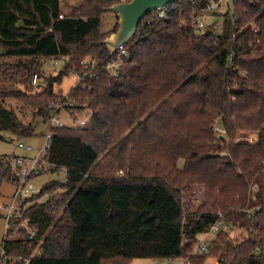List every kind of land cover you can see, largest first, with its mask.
Returning <instances> with one entry per match:
<instances>
[{
    "label": "trees",
    "instance_id": "trees-1",
    "mask_svg": "<svg viewBox=\"0 0 264 264\" xmlns=\"http://www.w3.org/2000/svg\"><path fill=\"white\" fill-rule=\"evenodd\" d=\"M117 1L81 0L64 14L59 0H0V138L36 135L5 101L47 118L48 102L63 97L54 84L71 65L82 79L67 95L92 109L84 126L55 128L45 156L59 139L75 138L90 170L60 162L54 169L64 167L65 179L25 198L34 234L23 228L4 239L5 264H23L18 256L27 264H129L136 257L203 264L214 255L220 264H264V0H233L237 19L226 17L217 36L177 25V10L139 23L114 76L104 68L111 56L102 40L117 28L116 14L110 30L101 24ZM61 58L57 74L44 73L45 60ZM34 74L45 80L36 91ZM9 157L0 155V189L14 179ZM194 184L201 202L187 206ZM219 215L247 237L233 242L220 230L223 251L216 245L193 254L197 234ZM11 222L8 234L19 220Z\"/></svg>",
    "mask_w": 264,
    "mask_h": 264
},
{
    "label": "built area",
    "instance_id": "built-area-1",
    "mask_svg": "<svg viewBox=\"0 0 264 264\" xmlns=\"http://www.w3.org/2000/svg\"><path fill=\"white\" fill-rule=\"evenodd\" d=\"M183 0H176L174 2L167 3L162 6H158L155 9L149 11L139 23L142 24L143 21H151L154 18H161L165 16H170V13L177 10L176 23L181 27H191L196 32L204 33L211 32L214 35H220L223 27L224 20L226 17L229 18L233 24L237 17L234 16L233 0L231 1L232 9L230 10L229 0H193L192 7L189 10H185L181 7ZM60 17L63 16L62 13L59 14ZM241 30V29H240ZM236 36L233 34L232 39ZM127 54V48L124 43L121 44L118 49L111 55L110 61L105 65V69L109 71L114 76L118 75V68L123 64V58ZM232 54L228 55V62H232ZM57 60V59H55ZM66 60V59H65ZM66 62V61H65ZM83 67H87L88 61H81ZM69 72H74L76 75L75 82L76 85L82 79V75L78 73L74 65H71ZM96 73L90 74L94 76ZM40 78L37 74L33 75L32 83L36 84ZM49 113L47 119L49 122L48 130L42 136L43 140L40 145L33 147L32 144L23 142L20 140L18 146L24 148L27 151H34V155H10L8 158V164L12 168L14 179L12 181L16 184V189L12 194L9 201H0V217L3 219V230L1 243H0V264H5L8 257L6 255V250L4 248V239L8 237H15L18 235L21 229H26L30 234H34V230L28 226V217L23 216L24 205L23 201L25 198L31 196L38 192L40 187L36 189L31 182V178L34 175L44 172L46 170L45 166V156L51 146V138L54 134V129L59 127H82L86 124L89 118L92 116V109L88 106L86 102H78L76 98L69 97L67 93L63 94V97L57 98L55 100L49 101L47 104ZM251 141L255 140V137L250 136ZM64 171V170H63ZM254 185L250 186L254 189ZM16 198L18 201L16 202ZM12 218H16L19 222L13 227V231L8 234L7 229L12 225ZM229 221L223 219L221 215L219 218L210 226L209 230L205 232H218L224 230L228 225L233 226V224H228ZM204 233V234H205ZM37 249L34 248L33 251ZM208 251V246L206 244H199L195 249H193V254H203ZM18 262L27 264L29 258L18 256ZM185 264H190L187 260Z\"/></svg>",
    "mask_w": 264,
    "mask_h": 264
},
{
    "label": "rangeland",
    "instance_id": "rangeland-1",
    "mask_svg": "<svg viewBox=\"0 0 264 264\" xmlns=\"http://www.w3.org/2000/svg\"><path fill=\"white\" fill-rule=\"evenodd\" d=\"M232 0H229L230 10L232 9ZM71 12V11H70ZM68 12V13H70ZM64 13V12H63ZM116 21V17L113 11H106L102 14V24L101 28L104 31L110 30ZM118 26V23H117ZM112 32V31H111ZM109 32L107 35H109ZM106 35V36H107ZM65 59H47L44 61V73L45 74H57L64 66ZM76 79V75L74 72H69L64 74L61 83L54 84V90H61V93L65 94L69 89L73 86ZM39 82V83H38ZM45 83V80L40 78L36 84H41L40 86L33 88V91L40 90L42 85ZM5 104L13 109L16 114L24 121L29 122L31 121L35 126L36 135L32 137L26 138H17L14 135H11V139L7 140L6 136H9L8 133L2 132L1 134L4 137L0 138V155L8 154V155H34V149L32 151H27L24 148L18 146V142L22 140L23 142L30 143L33 147H37L41 144L43 137L42 134L48 130L49 122L46 117L41 115L35 114V109L31 106L25 105L24 103L15 100V99H7ZM215 130L218 133V136L223 134V129L221 127L220 119L215 122ZM255 136L253 133H241L242 137ZM247 135V136H245ZM241 137V136H240ZM74 162L78 164L85 172L90 170V166L88 165L86 159V151L84 146H82L75 138H62L59 139L54 147L51 149L49 153V157L45 160L46 163V170L44 172H40L37 175H34L31 178V182L33 183L34 187L38 189L42 183L51 180L57 179L63 181L65 179L64 167L60 166L58 169H54L55 166L60 162ZM54 169V170H52ZM117 174L123 173V170H118ZM194 195L186 196L184 203L188 206V202H191L192 205H198L201 202L200 193L202 191L201 186L194 184L192 186ZM16 189V184L14 181H7L3 182L1 185V196L0 201L6 202L9 201L12 197ZM37 192V191H36ZM35 193V192H34ZM187 195V194H186ZM45 198H42L43 200ZM184 200V199H183ZM18 198H16V202ZM186 207V206H185ZM228 224H231L228 222ZM228 234V238L233 241L237 242L247 237L248 231L244 228L238 226H231L228 225L227 228L223 230ZM4 233L3 230V219L0 217V243L2 239V235ZM217 232H209V233H199L197 234V241L193 246L195 249L199 244H206L208 246L209 253L211 251V247L218 245L219 251L224 250V244L221 243L220 239L216 236ZM14 236H17L16 234ZM218 255L214 256H207L203 264H220L218 260ZM185 258H176V259H167V258H149V257H136L133 258L129 264H185Z\"/></svg>",
    "mask_w": 264,
    "mask_h": 264
},
{
    "label": "water",
    "instance_id": "water-1",
    "mask_svg": "<svg viewBox=\"0 0 264 264\" xmlns=\"http://www.w3.org/2000/svg\"><path fill=\"white\" fill-rule=\"evenodd\" d=\"M174 1L176 0H119L106 7L116 14L118 23L117 28L102 40L108 55L111 56L133 35L139 22L149 11ZM6 139L9 140L10 137L6 136Z\"/></svg>",
    "mask_w": 264,
    "mask_h": 264
},
{
    "label": "crops",
    "instance_id": "crops-1",
    "mask_svg": "<svg viewBox=\"0 0 264 264\" xmlns=\"http://www.w3.org/2000/svg\"><path fill=\"white\" fill-rule=\"evenodd\" d=\"M81 0H59L60 9L62 13L67 14L70 12ZM45 133L42 134V136Z\"/></svg>",
    "mask_w": 264,
    "mask_h": 264
}]
</instances>
